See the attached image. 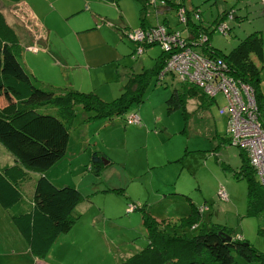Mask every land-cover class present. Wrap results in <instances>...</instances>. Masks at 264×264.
Masks as SVG:
<instances>
[{"label":"rangeland","instance_id":"rangeland-1","mask_svg":"<svg viewBox=\"0 0 264 264\" xmlns=\"http://www.w3.org/2000/svg\"><path fill=\"white\" fill-rule=\"evenodd\" d=\"M171 1L165 0L160 6L152 0H24V6L18 7L19 3L0 0V9L19 36L17 57L37 84L94 91L105 100L120 95L132 72L154 67L162 52L160 44L153 43L136 53L139 48L135 51L136 42L130 37L133 30L157 21L189 36L178 19L179 3L189 9L188 14H200L199 18L191 15L188 25L201 36L208 35L210 48L226 52L248 33L264 32V0ZM152 75L144 100L132 106L140 124L126 122L131 109L112 117L96 115L83 120L95 113L75 105L68 144L99 149L103 164L99 174L85 162L75 175L76 165L65 163L70 157L81 160L83 150L76 154L69 149L51 166L59 173L64 167L62 178L73 181L70 185L78 186L95 204L103 205L110 217L105 218V225L110 226L107 241L96 244L84 264H118L126 253L140 247L133 243L144 245L146 227L141 220L146 211L156 213L170 232L193 236L215 224L231 239L245 238L264 252V208L247 212L246 182L233 176L232 169L241 163V155L226 133V114L218 111L224 103L222 94L205 98L202 105L198 96L186 98L184 113L181 105L170 106L168 102L175 90L183 98L184 83L168 73L162 78L158 73ZM260 75L264 89V68ZM5 93H0V103L7 101ZM252 105L257 106L256 94ZM44 107L57 113L54 105ZM259 128L264 130L262 123L245 134L258 133ZM11 156L0 142V164H10ZM30 174L32 179L28 178L24 186L27 196L32 193L38 171L31 170ZM220 184L227 197L219 194ZM98 188L102 192L98 193ZM137 202L140 206L129 211ZM192 203H196L195 210ZM190 215L200 220L188 225L184 218ZM129 223H133L131 227ZM231 254L237 264H262L257 259L247 260L235 249ZM46 258L51 261L31 255L9 210L0 205V264L74 263L66 258L53 262L51 254Z\"/></svg>","mask_w":264,"mask_h":264},{"label":"trees","instance_id":"trees-1","mask_svg":"<svg viewBox=\"0 0 264 264\" xmlns=\"http://www.w3.org/2000/svg\"><path fill=\"white\" fill-rule=\"evenodd\" d=\"M167 1L172 3L171 0ZM140 43L144 47L152 44L145 41ZM138 46L135 43V51ZM20 50L17 31L0 9V93L6 92L7 96V101L0 103V142L14 157L12 163L0 164V205L9 210L10 218L27 242L29 250L43 257L58 235L68 231L79 219L81 211L77 205L88 196L78 186L70 185L72 183L58 184L46 173L67 151L69 127L76 113L75 105L79 104L95 113L87 114L83 120H90L91 116L96 115L112 117L131 109L126 115L128 122L132 113L137 114L132 106L144 100L146 87L154 77L152 73L160 74L167 53L162 49L154 67L132 72L123 84L120 95L113 100H105L94 91L37 84L33 75L19 61L17 54ZM201 50L209 55L222 56L229 64L227 74L235 79L240 78L254 88L258 115L264 127V89L260 75L264 68V32L256 30L248 33L226 52L210 48L207 42ZM168 74L176 79L174 74ZM182 95L184 100L175 90L168 102L170 106L181 105L184 113L186 98L198 96L200 102H197L202 105L205 98L216 96L207 94L202 87L192 82L184 83ZM223 99L224 103L218 107L219 113H224L220 110L226 104V99ZM46 104L54 105L57 113L46 111ZM225 112L227 122L229 114L227 110ZM128 123L140 124L141 118L139 116V121ZM238 147L241 163L236 166L238 169H232L233 176L245 180L247 212L252 214L264 208V183L250 163L247 150ZM101 155L100 150L94 149L89 157V168L95 174H99L103 165ZM31 170L38 171V176L34 178L32 193L27 196L24 186L28 178L32 179ZM137 204L140 206L139 202ZM191 206L195 210V204ZM184 219L188 225L200 220L191 215ZM161 222L148 211L143 213L148 242L118 264H237L231 254L233 249L247 260L257 259L264 264L263 251L245 238H224L223 233H218L223 229L215 224L201 229L196 235L188 236V233L176 231H171L174 232L172 234Z\"/></svg>","mask_w":264,"mask_h":264},{"label":"built area","instance_id":"built-area-1","mask_svg":"<svg viewBox=\"0 0 264 264\" xmlns=\"http://www.w3.org/2000/svg\"><path fill=\"white\" fill-rule=\"evenodd\" d=\"M156 5L165 4V0H152ZM178 11L179 22L184 24L189 36L184 34L181 29H171L163 23H150L148 27L143 24L130 33V37L139 46L138 54L145 49L140 42L158 43L166 54L165 63L160 70V78L168 72L175 75V78L183 83L192 82L203 88L210 95L222 93L226 99V104L221 107L224 113L228 111L226 122V133H229L230 141L238 146L244 147L249 155L250 163L257 170L261 182L264 183V130L257 129L258 133H250L253 126L260 125L258 118L257 106L252 105L254 97V88L240 78L235 79L227 74L229 64L220 55H209L201 50L203 44L208 40V35H200L199 32L189 27V19L193 15L200 17L198 12L189 13V9L182 3ZM20 4L18 7H23ZM29 13V11L25 8ZM29 15V14H28ZM132 117V118H131ZM139 121V116L132 113L128 122ZM245 134V135H241ZM240 144V145H239ZM218 192L221 196L227 197V193L222 185L219 186ZM131 204L129 211L138 207V204ZM199 213H202L199 209Z\"/></svg>","mask_w":264,"mask_h":264},{"label":"crops","instance_id":"crops-1","mask_svg":"<svg viewBox=\"0 0 264 264\" xmlns=\"http://www.w3.org/2000/svg\"><path fill=\"white\" fill-rule=\"evenodd\" d=\"M15 3L24 4L25 2H24V0H20V1H17ZM217 146H218V144H217ZM76 148L77 147H75V145L71 146L70 144H67V150L71 149L72 152H76V154H78L79 152H81L83 150L84 151L83 152L84 153L83 158L79 161H75L74 160L75 158L70 157V158H67V161L65 163H68V165H70V166L75 164L76 165V167H75L76 174L75 175H78L79 172L83 170V164H85V162L90 163L89 157H90L92 151L94 149H96V147L91 146L90 147L91 150H85L84 147H82V146L80 148H77V149ZM78 156H80V154ZM240 160H241V158H240ZM13 161H14V157L11 156V163ZM64 161H65V159L62 160V162H59L60 165H62V163H64ZM4 164H6V163H4ZM237 164H238V162L236 163V166H239V164L238 165ZM65 170L66 169L63 167V171H61L59 173V171L57 172V170L50 168L46 171V173L52 180H54L58 184L72 183L73 181L67 180V179L64 180L62 178V175H63ZM78 178H79V180H81L80 178H83V177H78ZM72 184H74V183H72ZM96 191L99 193V192H102V189L98 188ZM165 194L166 193H163V195H165ZM131 196L135 197L134 195H131ZM195 205H196V203H195ZM77 208H78V210L81 211V216L79 217V219L77 221L74 222V224L71 226V228L68 231L60 233L58 235V237L53 242V244L51 245V247L47 253V254H51L53 262L66 258V259H69L70 261H73L75 264L76 263L77 264H84V262H86L89 259L88 253L92 251V248L95 247L96 244H102L103 241L104 242L107 241L106 236L108 234V229L110 228V226L105 225V218L106 217L110 218L108 216L107 209L105 207H103V205L95 204L94 199L91 198V196H89V195L87 197H85L84 200H81L78 203ZM170 214H172V213H170ZM152 215L157 220H160L159 218L156 217L157 216L156 213H154ZM201 215H203V213ZM178 218H180V216ZM169 220L170 219H168V221ZM141 222H143V218H142ZM164 223H165V221L162 222L163 225H164ZM131 224H133V223H129L128 226L131 227ZM144 237L146 238V241H144L145 243H143L144 245L133 243V246H135V247L140 246V247H136V249H140L143 246H145V244H147V242H148L147 231H146V234L144 235ZM27 246H28V244H27ZM28 249H29V247H28ZM30 253L34 257H40L37 255H34L31 251H30ZM131 253H133V251L126 253L124 256L126 257V256L130 255ZM46 255L43 257L45 259H48V258H46ZM48 260H50V259H48ZM74 263H72V264H74ZM164 264H172V263L166 262Z\"/></svg>","mask_w":264,"mask_h":264},{"label":"water","instance_id":"water-1","mask_svg":"<svg viewBox=\"0 0 264 264\" xmlns=\"http://www.w3.org/2000/svg\"><path fill=\"white\" fill-rule=\"evenodd\" d=\"M105 161H108V160H105ZM218 233H223L224 234V238L230 240L231 239V236H229L224 230H219Z\"/></svg>","mask_w":264,"mask_h":264}]
</instances>
